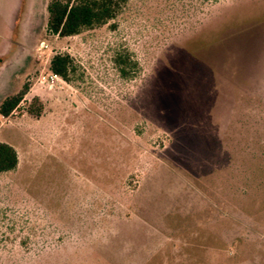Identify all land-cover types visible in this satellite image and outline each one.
<instances>
[{"label": "rangeland", "instance_id": "rangeland-1", "mask_svg": "<svg viewBox=\"0 0 264 264\" xmlns=\"http://www.w3.org/2000/svg\"><path fill=\"white\" fill-rule=\"evenodd\" d=\"M49 2L0 0V105L28 87L0 264H264V0H128L71 37Z\"/></svg>", "mask_w": 264, "mask_h": 264}, {"label": "trees", "instance_id": "trees-1", "mask_svg": "<svg viewBox=\"0 0 264 264\" xmlns=\"http://www.w3.org/2000/svg\"><path fill=\"white\" fill-rule=\"evenodd\" d=\"M128 0H50L48 29L59 37H71L83 31L106 25L114 20ZM217 2L219 0H212ZM116 64L123 78L132 77L133 65L129 55L119 54ZM50 70L67 83L74 80L76 66L68 53H58L50 61ZM28 92L25 86L18 93L4 99L0 105V115L8 117L19 107ZM17 150L10 144L0 141V174L11 172L18 167Z\"/></svg>", "mask_w": 264, "mask_h": 264}, {"label": "built area", "instance_id": "built-area-1", "mask_svg": "<svg viewBox=\"0 0 264 264\" xmlns=\"http://www.w3.org/2000/svg\"><path fill=\"white\" fill-rule=\"evenodd\" d=\"M60 79H61V77L59 75L52 72V74L49 76V80L46 79V82L48 83V86L53 87L55 85L56 81H58Z\"/></svg>", "mask_w": 264, "mask_h": 264}]
</instances>
